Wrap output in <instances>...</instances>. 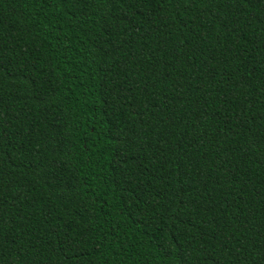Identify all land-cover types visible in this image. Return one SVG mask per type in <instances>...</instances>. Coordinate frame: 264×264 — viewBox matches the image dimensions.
Returning <instances> with one entry per match:
<instances>
[{
  "label": "trees",
  "instance_id": "trees-1",
  "mask_svg": "<svg viewBox=\"0 0 264 264\" xmlns=\"http://www.w3.org/2000/svg\"><path fill=\"white\" fill-rule=\"evenodd\" d=\"M0 264H264V0H0Z\"/></svg>",
  "mask_w": 264,
  "mask_h": 264
}]
</instances>
